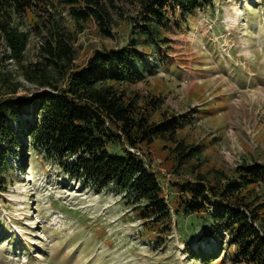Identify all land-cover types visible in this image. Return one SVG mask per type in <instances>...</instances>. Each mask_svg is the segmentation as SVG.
Listing matches in <instances>:
<instances>
[{"label": "rangeland", "instance_id": "obj_1", "mask_svg": "<svg viewBox=\"0 0 264 264\" xmlns=\"http://www.w3.org/2000/svg\"><path fill=\"white\" fill-rule=\"evenodd\" d=\"M103 2L115 20L112 38L103 37L93 20L80 24V29L58 6L74 37L77 66L86 64L97 49L122 47L129 41V18L137 14V7L132 0ZM38 19L30 13L19 21L29 34L25 65L41 60L46 31ZM167 34L170 49L165 61L144 53L156 72H146L144 81L129 88L161 98L166 114L195 116L181 137L203 145L202 172L219 169L232 174L242 164L264 165V0H215L181 25L171 17ZM3 70H13L24 83L19 94L39 92L37 85L23 79L21 68L7 61L0 40V74ZM140 150L159 176L170 205L176 206L178 192L172 181L189 175H174L170 144L155 141ZM7 178V189L0 191V264H207L190 250L212 254L220 248L218 239L202 240L209 225L204 215H174L173 229L164 235L148 230L124 192L115 186L96 191L38 149L19 151ZM249 190L257 204H264V184ZM261 212L264 219V208ZM226 238L220 259L208 264H235L230 256L235 248Z\"/></svg>", "mask_w": 264, "mask_h": 264}, {"label": "trees", "instance_id": "obj_2", "mask_svg": "<svg viewBox=\"0 0 264 264\" xmlns=\"http://www.w3.org/2000/svg\"><path fill=\"white\" fill-rule=\"evenodd\" d=\"M214 1L132 0L137 14L129 18L128 43L97 49L86 64L77 66L74 37L58 6L80 29V24L93 20L103 37L112 38L115 20L103 0H0V40L7 61L22 69L25 81L39 87L34 95L19 94L24 83L13 70L0 74V191L9 184L12 158L22 149H38L96 191L115 186L124 192L148 230L164 235L172 231L174 215H204L209 225L202 240L220 241L212 254L190 250L205 263L220 259L227 237L235 248L230 253L235 264H264V204H257L249 194L251 185L264 184V165L242 164L232 174L219 169L202 172L203 145L181 137L195 116L166 114L161 98L129 88L144 81L146 72H156L154 65H147L144 53L167 58L171 17L181 25ZM30 13L41 18L36 23L43 25L46 37L41 60L25 65L29 34L19 21ZM155 141L170 144L176 160L174 175H189L172 181L178 192L174 207L140 152L142 145Z\"/></svg>", "mask_w": 264, "mask_h": 264}]
</instances>
